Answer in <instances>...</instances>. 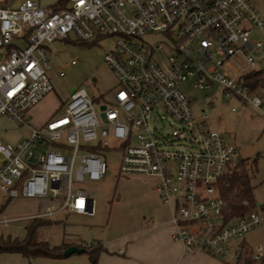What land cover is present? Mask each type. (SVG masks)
<instances>
[{
    "label": "built area",
    "instance_id": "2783aa9c",
    "mask_svg": "<svg viewBox=\"0 0 264 264\" xmlns=\"http://www.w3.org/2000/svg\"><path fill=\"white\" fill-rule=\"evenodd\" d=\"M253 30L264 33V19L249 0H66L57 10L22 0L16 7L0 6V116L28 130L15 143L0 141V191L7 197L59 200L55 210L40 216L59 210L93 215L95 191L78 185L101 180L107 165L88 147H116L119 175L158 179L156 192L171 208L172 240L186 252L237 261L241 242L233 241L258 230L262 219L256 210L226 211L220 184L236 148L198 122L195 149H165L148 120L161 110L181 124L193 122L178 88L187 78L194 87L215 85L225 97L261 108L264 94L247 83L264 56L263 42L251 38ZM154 32L170 42V52L158 59L153 55L160 46L142 38ZM70 33L81 42L114 39L103 58L116 83L97 104L83 88L72 89L60 115L32 126L31 109L52 90L43 45L67 40ZM167 136L181 139L185 133L172 127ZM262 252L261 244L255 246L253 257Z\"/></svg>",
    "mask_w": 264,
    "mask_h": 264
},
{
    "label": "rangeland",
    "instance_id": "374dc122",
    "mask_svg": "<svg viewBox=\"0 0 264 264\" xmlns=\"http://www.w3.org/2000/svg\"><path fill=\"white\" fill-rule=\"evenodd\" d=\"M249 2L260 18L264 19V0H249ZM142 38L152 47L160 46L161 49L155 50L153 58L158 59L160 54L165 55L170 52V42L162 33H149ZM251 38L260 39L264 49L263 32L253 30ZM44 45L43 50L49 62L47 75L52 90L39 102L45 104V108L40 109L35 117L31 111L30 118L32 120H41L45 115L46 107L47 109L53 108L50 115H60L62 103L74 88H83L94 104H97L108 89L116 83L114 74L103 58L104 54L113 48L114 39L112 37L98 36L87 42H81L70 33L67 40H53L45 42ZM71 59H75L76 62L70 63ZM257 69H264V56L257 59ZM59 71L63 73L61 76L58 75ZM178 88L188 99L194 115L193 122L181 124L172 120L161 110H154L151 119L148 120L150 129H154L158 133L160 146L165 149L193 150L199 141L195 123L203 122L206 130L217 132L227 144L236 148L238 155L233 162L244 160L256 203L254 208L248 206V209L243 212L256 210L262 219V224L258 230L249 232L243 238L233 241V244L241 242L238 250H241L242 246L253 249L261 244L262 254H264V105L257 108L235 96L225 97L222 90L215 85L209 89L194 87L190 78L179 82ZM260 90L264 92V87ZM172 127L184 131L185 137L169 139L167 134ZM188 129H191V132ZM26 135L24 127L16 126L6 117L0 116V141L12 144ZM120 153V149L116 147L104 150L103 155L107 165L105 176L99 181H84L78 185L87 191H95L93 215L85 217L63 211L64 214L61 215L60 221L45 225L37 230L35 237L37 240H45L50 246L59 245L61 241L75 242L76 246H84L85 243L91 244L93 240L101 239L104 233V222L109 214L113 217L130 209H139L140 219L143 221L147 219L145 213H142L146 211L142 206L143 199L137 192L146 188H154L158 180L156 182L154 179L143 181L140 178H135L134 175H119ZM233 166L234 163L231 164L230 170L226 174L231 171ZM117 197L122 198L120 204L113 203ZM0 198L4 201L8 199L2 192H0ZM45 199L53 201L54 207L59 205L58 199ZM242 204L248 205L246 201H243ZM0 209V217H5L8 220L5 224L0 222V237L24 238L26 221L16 218L20 216V213L13 209L2 212L4 207H0ZM126 232L124 231V233ZM118 233L124 234L121 230ZM218 260L223 264L233 262L227 258H218ZM0 264H90V261L83 252L72 253L58 259L45 257L27 259L18 253L3 252L0 253Z\"/></svg>",
    "mask_w": 264,
    "mask_h": 264
},
{
    "label": "crops",
    "instance_id": "0c3cea01",
    "mask_svg": "<svg viewBox=\"0 0 264 264\" xmlns=\"http://www.w3.org/2000/svg\"><path fill=\"white\" fill-rule=\"evenodd\" d=\"M21 1L22 0H0V6L12 8L16 7ZM35 1L40 7L51 9L57 0ZM39 102L31 109L32 113L30 111L33 117L38 114L40 109L45 108V104ZM44 112L45 115L41 120H32L29 116L30 124L32 126L41 125L53 112V108L47 109L46 107V111L44 110ZM25 130L28 134V130L26 128ZM1 161L2 157L0 156V162ZM134 176L143 181L154 179L156 182L158 180L153 176ZM137 194L143 199L142 206H144V210L146 211L142 213H145L147 219L144 221L140 219L139 209H130L124 211V213H118L113 217L109 214L104 222V233L101 239H96L91 242L92 246L98 243L103 248L98 254L95 264H223L217 257L202 251L186 252L179 241L171 239V233L173 231V225L171 224V208L170 205L160 200L155 187L138 191ZM8 201L9 203L7 204ZM121 201L122 198L117 197L113 203L120 204ZM9 206L11 207L8 208ZM0 207H4L2 212L8 209L10 211L12 209L18 211L20 216L16 218H22L25 221L33 217L42 218L49 222L48 225L60 221L61 215L64 214L63 210H59L54 211L51 216H40L43 212L56 209L53 205V201L45 198H25L16 196L8 197L6 201L0 198ZM73 214L85 217L92 216ZM0 219V222L3 224L8 221L5 217H0ZM120 230L123 231V233L124 231L128 232L121 234L118 233ZM67 244L76 245L75 242H67Z\"/></svg>",
    "mask_w": 264,
    "mask_h": 264
},
{
    "label": "trees",
    "instance_id": "16d2710c",
    "mask_svg": "<svg viewBox=\"0 0 264 264\" xmlns=\"http://www.w3.org/2000/svg\"><path fill=\"white\" fill-rule=\"evenodd\" d=\"M65 3L66 0H57L51 9L57 10L63 8ZM247 83L251 89L259 90L264 94V92L260 90L264 87V69L254 70L248 76ZM88 149L93 152H100L103 155V151L109 148H100L95 146L88 147ZM220 188L221 194L226 201V211H229L230 215L241 213L248 209V206L253 208L256 206L252 195L253 186L251 184L250 176L246 170L244 160L241 159L234 162V166L231 167V171L223 177ZM243 201H246L248 205H243ZM48 224L49 222L42 218L33 217L28 219L24 226V238L16 239L10 237H0V253L14 252L27 259L35 257L52 259L62 258V251L69 246V244L61 242L59 245L50 246L47 241L37 240L35 238L37 230ZM77 246L83 249L82 252L87 255L90 264H95L98 254L103 250L102 246L98 243L94 246ZM229 264H264V254L253 257V249L242 246L238 260Z\"/></svg>",
    "mask_w": 264,
    "mask_h": 264
},
{
    "label": "water",
    "instance_id": "95a60500",
    "mask_svg": "<svg viewBox=\"0 0 264 264\" xmlns=\"http://www.w3.org/2000/svg\"><path fill=\"white\" fill-rule=\"evenodd\" d=\"M71 92V91H70ZM103 105H99V109H102ZM101 117H103V113H99ZM83 249L81 247H78L76 245H69L62 251V256L66 257L72 253H81Z\"/></svg>",
    "mask_w": 264,
    "mask_h": 264
}]
</instances>
